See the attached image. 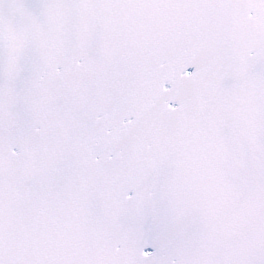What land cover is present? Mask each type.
<instances>
[{"label": "snow or ice", "instance_id": "1", "mask_svg": "<svg viewBox=\"0 0 264 264\" xmlns=\"http://www.w3.org/2000/svg\"><path fill=\"white\" fill-rule=\"evenodd\" d=\"M0 264H264V0H0Z\"/></svg>", "mask_w": 264, "mask_h": 264}]
</instances>
